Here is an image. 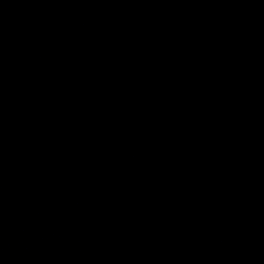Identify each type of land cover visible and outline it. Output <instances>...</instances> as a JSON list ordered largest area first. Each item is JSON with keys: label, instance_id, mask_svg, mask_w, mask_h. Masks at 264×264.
Here are the masks:
<instances>
[{"label": "water", "instance_id": "water-1", "mask_svg": "<svg viewBox=\"0 0 264 264\" xmlns=\"http://www.w3.org/2000/svg\"><path fill=\"white\" fill-rule=\"evenodd\" d=\"M0 264H264V0H0Z\"/></svg>", "mask_w": 264, "mask_h": 264}]
</instances>
